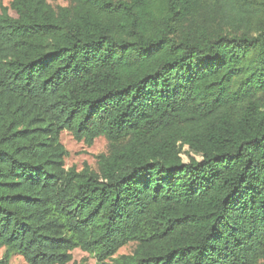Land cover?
I'll list each match as a JSON object with an SVG mask.
<instances>
[{"label": "trees", "instance_id": "trees-1", "mask_svg": "<svg viewBox=\"0 0 264 264\" xmlns=\"http://www.w3.org/2000/svg\"><path fill=\"white\" fill-rule=\"evenodd\" d=\"M68 1L0 3V264H264V8Z\"/></svg>", "mask_w": 264, "mask_h": 264}, {"label": "rangeland", "instance_id": "rangeland-1", "mask_svg": "<svg viewBox=\"0 0 264 264\" xmlns=\"http://www.w3.org/2000/svg\"><path fill=\"white\" fill-rule=\"evenodd\" d=\"M52 6L67 5L68 0H47ZM10 0H0L3 6L8 7ZM254 8L257 13L260 12L261 8H264V0H254ZM10 15H14V12L8 9ZM197 22L207 25L210 29L215 27L212 20L206 18L204 15H199L195 18ZM60 140L64 145L67 155L64 158L65 168L75 167L81 169L84 164H87L92 169H97L96 155L99 153H105L108 150V142L103 136H99L94 139L92 145L88 146L82 141L75 140L72 135L67 131H62ZM179 154L183 162H187L190 157L197 160L201 159V155L197 152L192 151L187 145H181L179 147ZM136 243L133 241L127 242L125 245L120 247L116 252V256L120 254L131 253ZM73 260L77 264H95V258L81 251L79 248H75L71 251ZM2 255V249H0V256ZM264 263V259L261 261ZM10 264H27L22 256L13 254L10 257Z\"/></svg>", "mask_w": 264, "mask_h": 264}]
</instances>
